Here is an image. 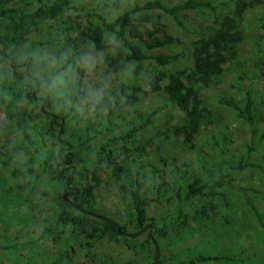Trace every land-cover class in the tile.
<instances>
[{"label": "trees", "instance_id": "1", "mask_svg": "<svg viewBox=\"0 0 264 264\" xmlns=\"http://www.w3.org/2000/svg\"><path fill=\"white\" fill-rule=\"evenodd\" d=\"M98 1L117 12L103 15L82 0H0V111L5 124L4 143L0 142V216L7 208H23L8 219L18 232L20 222L24 227L30 224L29 215L37 205L29 198L31 193L54 203L53 217L44 219L33 240H0V264H73L71 253L77 243L104 238L117 243L126 236L142 264H264V188L254 184L256 174L264 178V100L253 93L255 77L235 72L230 92L216 100L246 128L245 160L234 163L231 150L218 136L201 146L196 141L214 124L200 90L220 80L225 66L236 61L243 39L238 30L241 18L264 2L133 0L122 9V0ZM189 12L214 20L202 30L184 22ZM164 20L194 39L186 44L172 36ZM53 22V38L36 41L32 33ZM143 25L150 30L145 33ZM259 40L253 48L264 55V37ZM54 42L61 46L49 55L52 75L34 77L31 59ZM80 48L91 55L111 53L104 60L107 72L126 79L112 102L88 105L81 93L65 99L51 94V86L65 70L82 75ZM21 51L28 70L15 72L11 57ZM149 67L154 77L147 75ZM32 85H39L47 97L29 92ZM140 85L163 93L169 106L181 112L174 125L164 123L165 130L150 135L145 144L142 140L150 127L155 128L160 108L151 112L139 108ZM171 138H182L184 151L202 152L196 158L198 167L184 161L165 171L161 143ZM152 145L153 156H159L163 167L149 157ZM209 146L218 148L214 173L205 161L204 149ZM101 173L117 182L132 209L129 234L96 205ZM149 184L163 187L160 196L169 213L162 218L147 214ZM62 192L71 194L64 199ZM193 225L200 238L211 237L213 251L165 258L163 246L170 235L182 240ZM223 241L221 252L218 243ZM52 242L59 246L50 252L47 245ZM88 264L117 263L102 255L92 256Z\"/></svg>", "mask_w": 264, "mask_h": 264}, {"label": "rangeland", "instance_id": "2", "mask_svg": "<svg viewBox=\"0 0 264 264\" xmlns=\"http://www.w3.org/2000/svg\"><path fill=\"white\" fill-rule=\"evenodd\" d=\"M23 1L26 2V0ZM82 1L87 5L97 6L98 11L106 16H112L117 12L112 8L104 7L98 0ZM132 1L133 0H122V9L128 8ZM166 1L175 4L181 0ZM259 1L264 2V0ZM213 20L214 18L212 16H202L200 13L195 12L186 13V17L184 18L186 24L199 26L202 30L208 28ZM164 23L168 26L170 34L179 37L184 43L188 44L194 39V37H185L184 34L179 32L169 20H164ZM261 23L264 25V5L252 8L244 13L238 26V30L243 39L238 44L236 61L225 66L224 75L220 80L209 86L203 87L200 90L201 98L204 100L205 106L213 115L214 124L210 128L202 131L201 134L197 136L196 141L198 145L201 146L206 140H210L212 136H218L219 142L231 150L229 152V157L234 158V163L240 159L245 160L246 158V128L241 122L234 120L229 111L219 108L216 104V100L219 96L226 95L230 92V87L234 83L235 72H244L248 77H255L252 87L253 93L255 98H262L264 100V55L258 53L253 48L256 46L257 42H260L259 39L264 37V29L260 26ZM55 26L54 22L47 24L36 32H33L32 35L36 41L43 42L47 39L53 38L55 34ZM142 29L145 33L147 29L150 30L149 27L144 25L142 26ZM60 46V43L54 42L50 48L45 47L31 59V73L34 77L45 79L52 75L54 64L49 60V55L53 50H56L57 47ZM22 52L23 51L20 53L18 52L12 57L10 56L13 59V64L17 67L15 72H25L28 70L27 67L29 64H27L26 57ZM80 53L82 57V75L71 70H65L63 76H58L51 86V94H53V96L55 95V97L65 99L70 94L81 93L82 98L88 105H99L106 102H112L116 99L119 92L118 86L122 82H125L126 79L107 72L104 60L111 53L106 52L91 55L84 49H81ZM5 69L7 70V68ZM152 73H154L153 69L150 67L147 68V75H149V78L155 76V73ZM30 89L29 92L37 94L41 99L47 97V94L40 91L41 88L39 85H32ZM138 91L139 96L137 99V105L139 108H143L148 112L160 108L157 114L158 122L155 125V128L150 127L142 140V144H145L149 141L150 135H155L165 130V127L163 126L164 123L168 122V126L174 125L176 123L175 116L180 115L181 112L174 111L167 103L166 95L161 92L152 93L143 85L138 86ZM63 108H65V106L61 107V110H63ZM73 114L74 113L69 112V116H73ZM4 125V116L2 111H0L1 144L4 143L2 138ZM79 128L80 125H77V128L75 129L76 134H79ZM153 146L154 145L148 148V151L150 152L149 157L154 158L151 160L152 162H155L157 166L163 167L164 163L160 162L159 156H153ZM161 146L162 150L160 151V154L164 156L166 161L164 167L165 171L168 170V166L179 165L184 161H190L195 168L198 167L196 166V158L202 154V152L194 154L193 151H184L182 138H171L166 142H162ZM204 150L207 153V160H205L206 165L211 167L210 172L212 171L214 173L218 166V148H212L209 146ZM247 174H249V172H247ZM99 177L101 179V184L94 192L96 205L102 208L109 217L123 225L127 234L131 233L132 209L119 191L117 182L112 177L103 173H101ZM254 184L259 185V188H264V178L262 177V174L258 173L255 175ZM157 186L159 187L158 184H149L148 187L145 188L148 201L146 211L149 217L162 218L169 213V210L160 196L163 187L158 188ZM66 194L67 192H62L63 196H66V198L69 197ZM29 198L37 205H33V210L29 215L30 224L24 227L23 223L20 222L19 227H21L22 230L15 232L8 225V219L13 218L11 215H17L20 212H24L23 208H7L5 209V213L1 214L0 240L2 242H30L38 235L44 219L53 217L54 203L52 199H41L38 192L31 193ZM1 207L2 203L0 200V208ZM125 238L126 239H121L117 243L110 242L106 238L79 242L74 246L71 253L72 262L73 264H88L92 256L98 257L103 255L107 256L117 264H142L140 256L136 253L134 244H131L132 242L127 236ZM212 242L213 240L210 236H202L200 238V234L193 225L190 227V230L186 231L182 240H176L173 234L170 235L165 242V246H163V256H165V258H173L175 256L174 258L180 259L187 257L185 252L186 254L189 252L192 255H197L200 250H206L210 253L213 251ZM222 244H224V241L218 243V251H224ZM58 246L59 245L52 242L47 245V250L50 252L55 251ZM205 264L223 263L211 261Z\"/></svg>", "mask_w": 264, "mask_h": 264}, {"label": "flooded vegetation", "instance_id": "3", "mask_svg": "<svg viewBox=\"0 0 264 264\" xmlns=\"http://www.w3.org/2000/svg\"><path fill=\"white\" fill-rule=\"evenodd\" d=\"M70 194H71L70 192H67L66 195H67V196H70ZM64 199H67L66 196H64Z\"/></svg>", "mask_w": 264, "mask_h": 264}]
</instances>
